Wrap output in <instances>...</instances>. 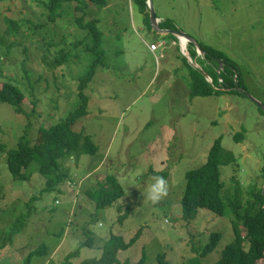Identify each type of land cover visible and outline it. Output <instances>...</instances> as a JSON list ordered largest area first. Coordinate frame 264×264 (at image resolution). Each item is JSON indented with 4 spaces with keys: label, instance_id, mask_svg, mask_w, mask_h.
<instances>
[{
    "label": "rangeland",
    "instance_id": "rangeland-1",
    "mask_svg": "<svg viewBox=\"0 0 264 264\" xmlns=\"http://www.w3.org/2000/svg\"><path fill=\"white\" fill-rule=\"evenodd\" d=\"M44 1L0 0V86L5 81L15 83L25 96L23 114L0 102V144L6 149L17 148L22 136L33 142L41 126L48 128L73 112L79 103L78 79L93 63L84 45L73 46L83 39L90 45L87 30L76 25L82 11L75 6L82 3L65 4L61 16L49 22ZM152 3L159 23L172 21L198 45H208L231 60L244 92L264 106V0ZM83 10L86 21L98 20L103 63L84 90L88 115L73 130L89 135L98 152L65 161L70 174L76 173L78 178L74 184L65 180L61 194L41 193L45 180L37 171H32L28 182L14 181L5 154H0V231H9L18 216L29 213L12 244L0 249V264H27L26 255L43 243L49 246L47 255L34 256L29 264H62L85 240L82 227L86 222L95 244L81 247L71 264L99 257L110 234L128 240L141 226L139 241L119 253L121 264H133L143 255L146 264H156L158 254H164L170 264H187L207 243L210 233L218 231L221 241L204 259L205 264H217L221 251L233 240V217L202 209L193 220H184L185 173L204 165L215 141L222 138L221 146L236 161L220 166L221 194L231 196L237 187L246 205L251 189L264 185V114L244 94L228 91L191 98L180 41L176 36L177 42L157 34L150 17L149 28L135 0H107L106 7L89 3ZM13 20L20 24L16 29L10 24ZM160 43L151 51L152 45ZM63 48L70 54L58 64L62 56L58 52ZM191 49L196 51L195 57H184L201 70L197 57L203 54L195 46ZM211 77L214 79L213 74ZM239 132L242 139H235ZM150 167L154 171L170 167L168 195L157 203L146 198L147 183L153 176ZM99 174L114 175L124 195L112 206L95 210L96 199L84 196L82 182L94 186ZM122 214L128 216L120 225L117 219Z\"/></svg>",
    "mask_w": 264,
    "mask_h": 264
},
{
    "label": "trees",
    "instance_id": "trees-1",
    "mask_svg": "<svg viewBox=\"0 0 264 264\" xmlns=\"http://www.w3.org/2000/svg\"><path fill=\"white\" fill-rule=\"evenodd\" d=\"M72 1L82 3V6H75L77 10L82 11V15L76 17V25L81 29L87 30L90 38V45L84 43L83 39L80 42H77L78 40L73 42V46L84 45L85 51L93 56V63L90 65L87 73L78 79L77 95L79 103L73 112L58 123L51 124L48 128L41 126L33 142L22 136L15 149H6L5 145L0 144V154H5L7 168L13 180L20 183L28 182L32 171H37L45 180L41 193L56 192L61 194L63 192L62 185L65 183V180L71 181L70 183L72 184L77 183L76 179L78 177L75 176L76 173L70 174L69 169L64 165L65 161L69 159L78 161L83 155L92 156L98 152V148L92 143L89 135L85 134L84 131H75L73 129L81 118L88 115V98L84 90L89 82H91L97 66L103 63V51L101 49L103 36L97 27L98 20L90 19L86 21L83 7H86L89 3L99 7H106L107 0H45L43 2L44 7L47 9L45 19L49 22L55 21L57 16H61L65 4H70ZM135 3L139 11L145 16L146 25L148 24L147 26L150 28L147 0H135ZM16 22L14 20L10 22L14 29L20 25ZM21 22L25 23L22 19ZM159 26L164 29H178L170 20L160 22ZM40 27L42 28V25ZM163 38L177 42L176 37L171 34L163 36ZM52 44L57 45L55 43ZM199 45L205 51L203 55L197 57L202 63L201 65L197 62L201 70L192 67L184 56H180L189 73V96L191 98L209 97L221 95L228 91L241 95V93L231 90L232 88L243 87L237 67L229 64L231 60H228L222 52L202 43H199ZM189 47L191 49L193 45L189 44L188 46L189 54L193 59L196 51L191 49L193 50L192 52ZM178 51L179 47L176 45V52ZM69 54L64 48L61 49L58 52V55H62L57 59L58 64L62 63ZM216 59L222 61L221 65L223 69L219 73V62ZM211 74L214 75V79L211 77ZM206 75L213 81L212 83L206 80ZM24 98L25 96L17 84L5 81L0 86V102L8 103L17 114L24 113L22 107ZM259 110L264 114L261 108ZM242 137L241 132L234 136L235 139H242ZM221 139L219 138L215 141L204 165L185 173L184 192L181 199L182 217L187 221L193 220L196 218L198 211L202 209L220 217L229 214L227 218L233 217L231 220L233 240L221 251L217 264H257L258 262L264 264L263 187L256 188L254 186L251 189V200L246 205L242 204L243 200L237 187L234 188L236 191L231 196L221 194L224 185L221 184L220 180V166L234 165L236 161L235 155L231 151L223 149ZM261 171L264 175V164ZM169 172L170 167L161 171L159 169L154 171L151 167L149 168V174L163 176L165 179L168 178ZM97 179L96 185L91 187L87 186V182L84 185L82 182L84 196L88 200L89 198L96 199L95 210L108 208L123 197V188L114 175L99 174ZM78 181L81 180L79 179ZM28 206H31V204ZM118 211L120 210L118 209ZM126 211H131L130 207L126 206ZM28 215L22 214L18 216L9 231H0V249L12 244L13 237L24 227ZM127 216V214H122L118 217L117 222L121 225ZM88 224L89 222H86V225L82 227L85 240L78 245L77 249L66 255L65 261L62 264H71V259L78 258V250L81 247L90 248L95 244V235L91 229L89 230ZM142 227L144 226L136 229L134 235L128 240H125L121 235L110 234L109 239L101 247L99 257L83 259L79 264H121L118 258L119 253L126 251L139 241ZM7 233L8 237L6 236ZM59 235L60 233L56 234V236ZM221 237L220 232H211L207 243L198 248L199 250L196 255L189 258L187 264H205L204 259L215 251L221 241ZM245 243L247 245L246 248ZM48 248L47 243L41 244L26 255L25 261L29 264L34 256L43 257L47 255ZM146 262L147 259L145 260L143 255L133 264H146ZM156 264L170 263L164 254H158L156 256Z\"/></svg>",
    "mask_w": 264,
    "mask_h": 264
},
{
    "label": "water",
    "instance_id": "water-1",
    "mask_svg": "<svg viewBox=\"0 0 264 264\" xmlns=\"http://www.w3.org/2000/svg\"><path fill=\"white\" fill-rule=\"evenodd\" d=\"M147 5H148V9H149V17H150L151 27L157 34H159L161 36H166V35L171 34V35L176 36L178 38V40L180 39V42L182 44V47H181L180 50L183 53V55L187 57L188 60H189V55H188V52L186 51V48L184 47L185 42L182 39H184L188 43L189 42L193 43L198 48V50L203 52L202 49L199 47L198 43L190 35H188L187 33L179 31V30L160 28L159 19H157L156 15H155V11H154L152 0H147ZM216 60L220 64L219 69H222V65H221L222 61L218 60V59H216ZM208 80L210 81L211 79L208 78ZM234 90L240 92L241 94L246 95L249 99L253 100L254 103L259 106V108H261L264 111V106L262 104H260L258 101L254 100L250 95L246 94L242 87H236V88H234ZM262 192H263V195H264V185H263Z\"/></svg>",
    "mask_w": 264,
    "mask_h": 264
},
{
    "label": "clouds",
    "instance_id": "clouds-1",
    "mask_svg": "<svg viewBox=\"0 0 264 264\" xmlns=\"http://www.w3.org/2000/svg\"><path fill=\"white\" fill-rule=\"evenodd\" d=\"M168 195V182L163 176L153 175L147 183L146 198L153 203L162 201Z\"/></svg>",
    "mask_w": 264,
    "mask_h": 264
},
{
    "label": "bare ground",
    "instance_id": "bare-ground-1",
    "mask_svg": "<svg viewBox=\"0 0 264 264\" xmlns=\"http://www.w3.org/2000/svg\"><path fill=\"white\" fill-rule=\"evenodd\" d=\"M174 36V35H173ZM182 39V38H181ZM183 41H185L184 39H182ZM179 41H180V39H179ZM189 43H191V42H189ZM186 44H188V42L187 41H185V44H184V47L186 48ZM180 45H181V47H182V44H181V42H180ZM192 45L193 46H195L193 43H192ZM196 47V46H195ZM200 47V46H199ZM201 48V47H200ZM196 49L198 50V48L196 47ZM202 49V48H201ZM187 50V49H186ZM203 52H201L200 50H198V52H200L201 54H204L205 53V51L204 50H202ZM188 52V51H187ZM188 55H189V52H188ZM189 58H190V55H189ZM206 78H209V76H205ZM222 81V80H221ZM213 81H211L210 80V83H212ZM234 92H236V91H234Z\"/></svg>",
    "mask_w": 264,
    "mask_h": 264
},
{
    "label": "built area",
    "instance_id": "built-area-1",
    "mask_svg": "<svg viewBox=\"0 0 264 264\" xmlns=\"http://www.w3.org/2000/svg\"><path fill=\"white\" fill-rule=\"evenodd\" d=\"M161 45H162L161 43L158 44V45H152V46H151V51H153V50L156 51L157 48L160 47Z\"/></svg>",
    "mask_w": 264,
    "mask_h": 264
}]
</instances>
